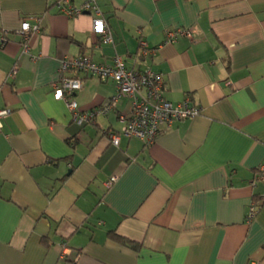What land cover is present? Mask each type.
<instances>
[{
  "label": "crops",
  "instance_id": "1",
  "mask_svg": "<svg viewBox=\"0 0 264 264\" xmlns=\"http://www.w3.org/2000/svg\"><path fill=\"white\" fill-rule=\"evenodd\" d=\"M57 1L0 0V108L12 110L0 128V264H264V204L247 220L264 195V0H95L112 44L99 43L95 15ZM38 19L27 54L21 24ZM177 28L194 40L167 42ZM79 55L150 67L169 101L202 112L152 144L121 135L117 146L130 98L81 124L54 98L63 59ZM65 74L82 79V112L116 93Z\"/></svg>",
  "mask_w": 264,
  "mask_h": 264
},
{
  "label": "built area",
  "instance_id": "2",
  "mask_svg": "<svg viewBox=\"0 0 264 264\" xmlns=\"http://www.w3.org/2000/svg\"><path fill=\"white\" fill-rule=\"evenodd\" d=\"M58 9L68 16H78L84 13H92L94 18V31L98 36L99 43H114V36L107 19L100 11L95 0H84L80 6H75L73 0H58ZM41 30L39 19L35 25L25 20L21 24L20 32L23 35L24 51L29 53V34ZM180 37L194 40V31L191 28H177L167 31L166 41L176 42ZM8 41L6 33L0 36V43ZM141 54H148L149 50L142 43ZM18 67L14 66L10 75L15 77ZM67 71L74 74L95 75L102 81H113L116 93L99 108L91 112H82L78 102L74 98L75 93L82 88V79L78 75L66 76ZM54 98L65 101L72 112L73 119L81 124L94 120L97 114H108L116 109L121 98L131 99V110L129 113H120L119 120L122 123L120 131L110 134L113 144L119 145L121 135L138 138L147 144L155 142L163 127H171L176 121L192 119L199 116L202 109L190 104L188 100L174 104L166 97L167 83L160 73L150 67L143 70L130 68L125 60L116 55L111 63H98L93 61L89 55L66 57L63 59L59 69V78L53 83ZM9 108H0V128L3 121L11 114ZM115 179L107 182L110 186ZM257 180L264 182V166L259 167ZM255 184V181L252 182ZM259 204H264V195L259 201H254L250 207L247 220L251 221L257 213ZM60 260H65L69 252L67 246L63 245Z\"/></svg>",
  "mask_w": 264,
  "mask_h": 264
},
{
  "label": "trees",
  "instance_id": "3",
  "mask_svg": "<svg viewBox=\"0 0 264 264\" xmlns=\"http://www.w3.org/2000/svg\"><path fill=\"white\" fill-rule=\"evenodd\" d=\"M117 238L121 239V237H117Z\"/></svg>",
  "mask_w": 264,
  "mask_h": 264
}]
</instances>
